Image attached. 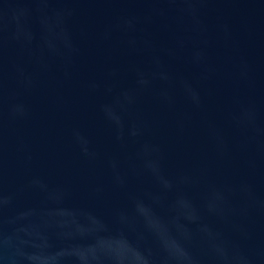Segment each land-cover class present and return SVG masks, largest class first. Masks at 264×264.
Listing matches in <instances>:
<instances>
[{
    "label": "water",
    "instance_id": "95a60500",
    "mask_svg": "<svg viewBox=\"0 0 264 264\" xmlns=\"http://www.w3.org/2000/svg\"><path fill=\"white\" fill-rule=\"evenodd\" d=\"M0 264H264V0H0Z\"/></svg>",
    "mask_w": 264,
    "mask_h": 264
}]
</instances>
